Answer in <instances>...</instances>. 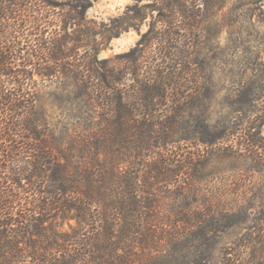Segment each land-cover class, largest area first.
<instances>
[{"label":"rangeland","instance_id":"obj_1","mask_svg":"<svg viewBox=\"0 0 264 264\" xmlns=\"http://www.w3.org/2000/svg\"><path fill=\"white\" fill-rule=\"evenodd\" d=\"M49 1L58 7L38 4L36 30L43 29L46 36L52 38L58 34L69 35L68 41L76 36V30H83L81 45L90 44L98 49L100 73L112 68L122 71L138 54L144 56L131 66L146 68V71L140 72L136 79L151 77L147 71L157 70L164 55V65L185 71L177 81L182 85L179 90L182 98L175 136L200 137L198 132L205 130V123L211 132L227 135V140L216 146L205 148L195 142H185L169 147V151L155 150L157 155L149 153L154 157L149 163L144 159L132 163L133 172L139 170L142 182L148 185L151 181L160 183L155 178L144 177L156 161L162 168H165L163 162L168 160L183 166L184 157L202 153L203 158L194 161L190 176L181 178L179 173L169 178V187L164 184L167 192L162 195L159 215L173 217L175 213L171 210L184 208L189 201L194 202L195 207H206L207 201L209 210L215 212L202 213L205 224L194 222V226L189 227L181 222L175 231L181 238L176 242L178 245L168 246L163 242L161 245L170 252L162 257L156 252L144 253L137 264H264V161L240 146L246 133L255 134L264 144V125L260 124L264 115V97L261 96L264 92V0H90L91 7L83 21L72 10V0ZM168 33L175 35L170 42L172 45H167L164 52ZM73 43L71 41L68 47L72 48ZM76 53L86 57L90 49L83 47ZM68 63L69 73L50 80L36 76L37 118L21 116L22 130L11 132L17 133L13 146L20 148L16 153L19 156L35 145L28 137L47 138L49 147L54 143L67 155L74 135H87L82 128L86 129L89 121L94 120L105 130L111 120L124 118L131 123L147 118L140 114L138 107L122 117L114 111L115 104L107 107L103 100L93 108L87 107L78 94L83 84L73 77L76 59L70 58ZM84 71L86 73V69ZM154 81L158 86L155 78ZM172 102V95L155 101L153 110L156 112L148 113L149 122L157 124L156 121L163 120L166 123L164 121L171 117L172 105L177 104ZM158 130L154 129V133ZM99 147L103 153L110 151L107 144ZM119 148L131 152L133 145L121 142ZM237 148L244 151H234ZM0 149L7 151L8 147L0 144ZM139 163L146 166L144 172L138 169ZM187 183L185 190L173 185L183 184L184 187ZM45 188H51V184L47 182ZM156 195L148 197H159ZM58 223L62 232L76 226L69 218ZM203 230L214 233L204 239L201 238Z\"/></svg>","mask_w":264,"mask_h":264},{"label":"trees","instance_id":"obj_2","mask_svg":"<svg viewBox=\"0 0 264 264\" xmlns=\"http://www.w3.org/2000/svg\"><path fill=\"white\" fill-rule=\"evenodd\" d=\"M72 1V10L83 21L91 7L90 0ZM40 3L58 7L49 0H0V144L8 147L7 151L0 149V264H137L144 253L156 252L162 257L170 252L161 245L163 242L169 246L178 245L176 242L181 240L175 232L181 222L189 227L194 226V222L205 224L202 213H215L209 210L207 201L206 207H195V203L189 201L184 208L171 210L175 213L173 217L159 215L162 195L167 192L164 184L171 185L169 178L179 173L181 178L190 176L194 161L203 158V154L184 157L183 166L168 160L163 162L165 168H162L156 161L144 177L155 178L160 183L151 181L148 185L142 182L140 171L135 173L130 166L141 159L149 163L154 159L149 153L157 155L158 151H169V147L176 144L195 142L205 148L216 146L224 143L227 135L211 132L205 123V130L198 132L200 137L175 136L182 98L179 92L182 85L177 81L184 70L164 65V55L157 70L147 71L151 77L136 79L140 72L146 71V68L131 66L144 56L138 54L122 71L112 68L100 73L98 49L90 44L81 45L83 30H76V36L70 37V41L66 34L52 38L46 36L45 30H36ZM42 16L44 18V13ZM173 35L175 33L165 34L164 52L167 45H172ZM71 41L74 43L69 48ZM83 47L90 49L86 57L76 53ZM70 58L76 59L73 77L83 84L78 94L87 107L93 108L103 100L107 107L115 104L114 111L122 117L138 107L140 114L149 118V112H156L154 102L172 95V101L177 104L172 105L171 117L164 121L166 123L162 120L156 121L157 124L147 118L131 123L130 119L121 118L109 121L105 130L92 120L86 129L82 128L86 136L85 133L74 135L67 155L54 143L49 147L47 138L33 136L27 140L35 145L27 151L23 149V155L19 156L16 153L20 148L13 146L17 133L11 132L22 130L21 116L37 118L36 76L50 80L69 73ZM154 78L158 86L153 84ZM261 96L264 97V92ZM261 118L263 126L264 115ZM154 129L159 130L154 133ZM243 139L244 145L240 146L264 161V144L260 138L246 133ZM121 142L131 143L133 150L124 152L119 148ZM100 144H107L110 151L101 152ZM138 166L144 172L146 166L141 163ZM47 182L51 188L46 190ZM173 185L185 190L189 183L184 187L183 184ZM150 194L159 197L149 199ZM64 214L69 215L64 217ZM65 218L75 221L76 226L62 232L58 220ZM212 232L203 230L201 238L207 239Z\"/></svg>","mask_w":264,"mask_h":264}]
</instances>
